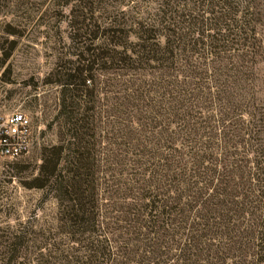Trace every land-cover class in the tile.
Wrapping results in <instances>:
<instances>
[{"label": "trees", "instance_id": "obj_1", "mask_svg": "<svg viewBox=\"0 0 264 264\" xmlns=\"http://www.w3.org/2000/svg\"><path fill=\"white\" fill-rule=\"evenodd\" d=\"M57 2L84 57L28 187L55 225L0 230V264H264V0Z\"/></svg>", "mask_w": 264, "mask_h": 264}, {"label": "rangeland", "instance_id": "obj_2", "mask_svg": "<svg viewBox=\"0 0 264 264\" xmlns=\"http://www.w3.org/2000/svg\"><path fill=\"white\" fill-rule=\"evenodd\" d=\"M70 11L57 0H0V112H23L34 129L30 153L0 158V230L23 223L48 232L55 225V201L28 187L38 174L42 149L58 140L52 121L58 111L61 72L77 59L74 55L84 57L78 39L71 40L75 31L69 23ZM253 71L264 97V59ZM107 166L101 162L102 169ZM124 172L114 167L106 173V183L101 173L102 192L113 194L127 179ZM102 192L101 197L109 198L108 192Z\"/></svg>", "mask_w": 264, "mask_h": 264}, {"label": "built area", "instance_id": "obj_3", "mask_svg": "<svg viewBox=\"0 0 264 264\" xmlns=\"http://www.w3.org/2000/svg\"><path fill=\"white\" fill-rule=\"evenodd\" d=\"M34 129L23 112H0V158L16 159L30 153Z\"/></svg>", "mask_w": 264, "mask_h": 264}]
</instances>
